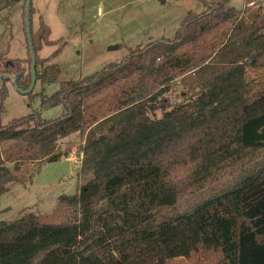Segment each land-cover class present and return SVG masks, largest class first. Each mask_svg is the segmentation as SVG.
<instances>
[{
	"label": "trees",
	"instance_id": "obj_1",
	"mask_svg": "<svg viewBox=\"0 0 264 264\" xmlns=\"http://www.w3.org/2000/svg\"><path fill=\"white\" fill-rule=\"evenodd\" d=\"M196 1L204 9L188 11L173 38L75 82L60 81L56 63L41 65L54 41L41 16L32 31L30 4L35 78L60 84L40 93L41 106L61 109L1 122L11 78L21 90L31 84L25 32L28 59L0 50V195L66 156L58 143L76 132L78 171L89 177L45 216L0 219V264H167L200 247L217 251L218 264H264V91L249 95L246 76L263 59L264 12ZM178 76L188 91L173 102L162 94ZM113 86L107 106L95 100ZM183 195L198 199L180 209Z\"/></svg>",
	"mask_w": 264,
	"mask_h": 264
},
{
	"label": "rangeland",
	"instance_id": "obj_2",
	"mask_svg": "<svg viewBox=\"0 0 264 264\" xmlns=\"http://www.w3.org/2000/svg\"><path fill=\"white\" fill-rule=\"evenodd\" d=\"M8 2L11 7H6ZM30 4L33 8L32 31L37 29L41 16L50 28V39L54 41V44L43 46L39 51L41 65L56 63L60 69L59 80L64 82L82 80L110 62H119L131 49L144 47L160 38H173L188 11L201 12L204 9L196 0H31ZM227 6L245 13L255 9L264 12V0H228ZM24 12L25 0H0V50L8 48L11 58L28 59ZM244 12L240 15L245 16ZM222 27H232V23ZM212 37L215 38V35H208V39ZM187 50L189 46H184L178 53ZM246 70L249 95L263 92L264 55L259 63L247 66ZM180 79L181 76H178L167 83L168 89L162 97H169L173 102L181 101L188 89ZM14 81L12 77L8 83L2 123L35 112L40 113L42 118L60 113V106H41L40 95H52L60 88L59 83L48 84L37 79L30 97L20 93L14 87ZM113 88L102 91L95 100L104 98V105L107 106L115 92ZM157 116L160 117L161 113L157 112ZM83 138V134L78 132L62 138L58 149L66 150V156L43 164L33 173L31 180L9 185L7 191L0 195V219L17 220L27 213L45 216L69 189H72V195L77 194L89 177L78 171ZM185 170L186 167H178V177L183 179ZM197 199L183 195L179 208L187 209ZM219 259L217 251L200 247L189 257L174 258L167 264H218Z\"/></svg>",
	"mask_w": 264,
	"mask_h": 264
},
{
	"label": "water",
	"instance_id": "obj_3",
	"mask_svg": "<svg viewBox=\"0 0 264 264\" xmlns=\"http://www.w3.org/2000/svg\"><path fill=\"white\" fill-rule=\"evenodd\" d=\"M31 0L25 1V15H24V22H25V31L26 36L28 40V46H29V52H30V58H31V84L30 87L27 90H21L17 87L16 81L13 82L14 87L23 94H29L34 87L35 84V53L32 48V42H31V33H30V23H29V7H30ZM113 48V47H112ZM72 193V189H69L66 192V195H70Z\"/></svg>",
	"mask_w": 264,
	"mask_h": 264
}]
</instances>
